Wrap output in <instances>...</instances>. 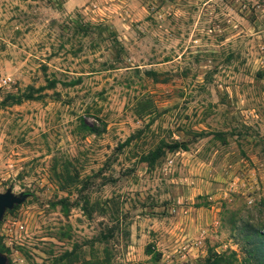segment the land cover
<instances>
[{
  "label": "rangeland",
  "instance_id": "rangeland-1",
  "mask_svg": "<svg viewBox=\"0 0 264 264\" xmlns=\"http://www.w3.org/2000/svg\"><path fill=\"white\" fill-rule=\"evenodd\" d=\"M7 187L26 193L0 218L7 264H245L264 0H0Z\"/></svg>",
  "mask_w": 264,
  "mask_h": 264
},
{
  "label": "trees",
  "instance_id": "trees-1",
  "mask_svg": "<svg viewBox=\"0 0 264 264\" xmlns=\"http://www.w3.org/2000/svg\"><path fill=\"white\" fill-rule=\"evenodd\" d=\"M53 84L54 82L51 81ZM245 232L241 235L245 253V264H264V228L253 226L250 223H244ZM150 250H148L149 252ZM159 254L155 252L153 259L158 261ZM107 261V260H106ZM251 261V262H250ZM87 261L84 260L83 263ZM107 263V262H106ZM158 264V263H156ZM201 264H242L237 263V256L234 250L229 252H209Z\"/></svg>",
  "mask_w": 264,
  "mask_h": 264
},
{
  "label": "water",
  "instance_id": "water-1",
  "mask_svg": "<svg viewBox=\"0 0 264 264\" xmlns=\"http://www.w3.org/2000/svg\"><path fill=\"white\" fill-rule=\"evenodd\" d=\"M25 196V192H13L10 187L0 191V218L6 209H10L13 205L20 203ZM0 264H7V256L2 252H0Z\"/></svg>",
  "mask_w": 264,
  "mask_h": 264
},
{
  "label": "built area",
  "instance_id": "built-area-1",
  "mask_svg": "<svg viewBox=\"0 0 264 264\" xmlns=\"http://www.w3.org/2000/svg\"><path fill=\"white\" fill-rule=\"evenodd\" d=\"M7 79H8V78L3 77L1 80H2V82H7Z\"/></svg>",
  "mask_w": 264,
  "mask_h": 264
}]
</instances>
